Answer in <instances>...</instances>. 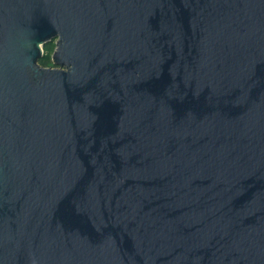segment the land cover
I'll return each instance as SVG.
<instances>
[{
	"label": "water",
	"instance_id": "water-1",
	"mask_svg": "<svg viewBox=\"0 0 264 264\" xmlns=\"http://www.w3.org/2000/svg\"><path fill=\"white\" fill-rule=\"evenodd\" d=\"M0 264H264V0H0Z\"/></svg>",
	"mask_w": 264,
	"mask_h": 264
},
{
	"label": "rangeland",
	"instance_id": "rangeland-1",
	"mask_svg": "<svg viewBox=\"0 0 264 264\" xmlns=\"http://www.w3.org/2000/svg\"><path fill=\"white\" fill-rule=\"evenodd\" d=\"M57 50V41H54L52 44L46 45L43 48V61H39V64L44 68L55 69L58 68L53 64L52 57Z\"/></svg>",
	"mask_w": 264,
	"mask_h": 264
}]
</instances>
